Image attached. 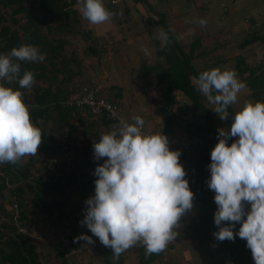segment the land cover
<instances>
[{
    "label": "clouds",
    "instance_id": "obj_1",
    "mask_svg": "<svg viewBox=\"0 0 264 264\" xmlns=\"http://www.w3.org/2000/svg\"><path fill=\"white\" fill-rule=\"evenodd\" d=\"M77 6L93 25L114 15L103 0H77ZM45 59L38 47L21 44L0 54V80H18L21 89H30L36 82L34 73L25 70L21 76L18 61ZM195 82L197 90L216 105L213 111L221 121L229 120L228 108L246 88L236 71L227 68L203 71ZM144 125L140 116H134L131 123L122 120L92 146L95 161L106 159L95 168V195L85 201L80 223L112 249L115 259L140 242L146 255L159 254L179 235L181 217L193 208L194 194L179 162L181 152L171 151L168 137L161 132L145 133ZM217 131L206 181L217 206L214 224L218 231L213 236L220 242H234L237 236L246 240L254 264H264V103L245 101L231 118L229 130ZM232 138L236 139L229 146ZM41 144V129L32 123L23 93L0 84V164H17L34 156ZM245 202L250 211H245ZM237 224L239 230L234 232ZM80 240L94 243L88 235L74 242Z\"/></svg>",
    "mask_w": 264,
    "mask_h": 264
},
{
    "label": "trees",
    "instance_id": "obj_2",
    "mask_svg": "<svg viewBox=\"0 0 264 264\" xmlns=\"http://www.w3.org/2000/svg\"><path fill=\"white\" fill-rule=\"evenodd\" d=\"M76 1L0 0V51L8 54L13 48H17L21 44H31L38 47L40 53L46 56L43 62L18 61L21 67V76L25 70H29L34 73L35 80L46 84L45 87L34 86L30 95L23 93V101L29 106L30 119L36 127L41 129L42 144L34 156H27L17 164H0V220L2 221L0 225V264H43L37 258L35 245L26 234L18 232L19 229L15 222L22 224L23 221H27L28 213H30L27 210L28 202H32L34 210L35 208L41 209L40 204L46 205L43 197L48 194L51 196L63 195V187L78 191H88L93 188L95 193L94 182L97 178L93 175V171L98 164H103L104 159H106H101V162L94 160L91 143L82 146L83 155L75 153L70 163L52 164L48 167L47 160L51 156L45 155L50 152L55 153L62 144H66L72 150L71 145L76 140L72 132L76 129V125L72 123L74 118L77 119L80 126L86 129L83 133L84 137L88 131H91V128H94V131L89 133L91 136L89 140L96 138L98 142L101 136L98 123L96 121L85 122L84 119V117L93 119L94 117L87 115L85 111L76 106H68L66 104V101L79 90L77 86L67 87V83L78 75L75 70L77 61L74 58H66L63 55L62 51L67 41L58 36L61 33H70L75 30L73 28L76 27V24L73 23L79 21L77 15L79 19L80 17L77 9L71 7ZM133 1L147 4L146 0ZM81 34L84 39L91 40L95 38L94 35H91L90 30ZM260 40H262L260 35L251 34L250 37L242 41L240 47L245 48ZM175 48H178V54L175 58L172 57V49L166 47L163 51L157 52V54H165L163 63H156L148 67L144 66L141 67V70L143 71V76L147 72L152 71L157 74V85L161 89L160 96L163 99L165 98L166 105L169 106L173 102V95H170V90L172 89L174 92L182 93L185 98L192 102V110L196 109L201 112L199 121H191L190 115L187 114V119L182 122L183 127L189 134V140L187 141L199 140L195 149L187 153L183 152L179 157V162L186 172L185 179L189 182L190 190L194 194L193 208L187 212L189 221L185 224L186 231L189 233L188 239L194 241L200 247L203 257L208 259L205 264H254L252 253L246 247V240L237 236L234 242L228 240L220 242L213 236V233L218 231L214 224V213L217 210V206L214 202L215 193L208 188L206 183L210 178L208 165L211 163V150L207 147L213 144L215 139L214 132L220 128L221 121L216 113L209 111L207 106L210 102L197 90L196 83L191 80V77L197 79L200 74L191 65L190 56L179 49V46ZM92 50L93 52L96 51L95 49ZM175 53L176 51L173 54ZM59 59H61V65L56 68V61ZM45 61H48V63L46 64ZM257 69H261L259 75H264V63L260 67L248 68L246 72H248L249 76H253ZM164 83H166V86L162 88ZM171 83L172 85H170ZM4 84L14 90L26 89L20 88L18 80L5 81ZM167 85L170 86L167 87ZM111 101L120 110L119 102L116 100ZM165 111H163V114L167 115L163 121V131L169 134L171 140L168 139L173 141V116L171 115L172 113ZM228 112L229 117L234 116L229 108ZM54 113L58 114L57 118H53ZM95 119H100L103 126H118L120 123V121L105 116ZM39 121H42V123ZM49 121L65 124L68 132L62 143L55 145L53 135L44 131L43 123L46 124ZM203 142H205V145H203ZM232 142H234V139L229 140L230 145ZM170 150L175 151L173 148H170ZM35 162H39V164L44 165L43 168L48 169L36 179L35 185H31L26 183L24 178L28 175L30 169L33 168ZM6 191H10L11 197L17 203L18 212L17 214L15 213L16 219L13 217L15 215L13 212L10 214L7 208L3 207L4 192ZM29 193L33 194V196L29 199L25 198ZM9 205L12 206L11 203ZM59 206L54 203L47 205L49 218L53 215L52 207L61 213L57 208ZM2 216L5 219H1ZM59 219L62 221L61 218ZM1 228H4L7 232L3 233ZM6 238L9 239L6 240ZM72 245L76 248L75 244L72 243ZM100 246V242L93 245L101 262L103 264H115L114 257H112V249L105 246H102V249H98ZM138 252V264H153L163 253L161 251L159 254L146 255V249L142 243L139 244ZM116 260L120 263L122 259L119 257Z\"/></svg>",
    "mask_w": 264,
    "mask_h": 264
},
{
    "label": "crops",
    "instance_id": "obj_3",
    "mask_svg": "<svg viewBox=\"0 0 264 264\" xmlns=\"http://www.w3.org/2000/svg\"><path fill=\"white\" fill-rule=\"evenodd\" d=\"M122 1L123 0H116V1L111 0V3L117 4V2L122 3ZM146 1L147 4L144 3L140 4V3H135L133 0H131L130 4L126 5V9H125L127 13L126 19L131 21L129 22V28H132L131 31H133V33L131 34L134 35L133 27L135 26L137 29L141 28V31H143V29L146 28L145 35L148 36V37L146 36L143 37V39L147 38L145 41H143V44L146 45L145 51H143L142 49L141 50L139 49L142 46V44L139 45L138 43L140 41L139 37L142 35L143 32L141 33V31H139V34L137 33L136 37L135 35L134 37L132 35L133 38L132 43L134 46L130 50L131 55L130 54L127 55V60L128 59L130 60L131 65H132V61L133 62L137 61L139 63V59L141 57L145 58L144 60H146V62L145 61L144 63L140 62L139 67H144V66L148 67L155 65L156 63H163L165 59V54H157V52L163 51L166 47H170L173 51L172 57L175 58L178 54L177 52L178 48L175 47L179 46L180 47L179 49L183 50L186 54L190 56V63L195 67V69L199 72V74H201L203 71L211 70L214 68H220L221 70H224L225 66H228L227 69H234L236 71L238 78L246 84V88L242 90V92L238 95L237 103L229 107L230 112L233 115H235V113L243 107L245 101H252L253 103L255 102L264 103V99H262V97H264V75H259L261 73V69L260 70L257 69L255 71V75L253 76H249L248 72H246L248 68L253 69L258 66L260 67L264 63L263 61L264 57L262 58V55L264 56V0H146ZM77 7L75 9H77L78 14L80 15L81 12ZM136 18L139 19L140 26L138 25ZM200 20H205L207 22L206 25L203 26L200 25L199 23ZM85 28H87V30H90L91 32H93L92 30L95 29L97 31V34L94 36L104 37L102 38V41H104L106 44L105 47L107 52L105 51L103 55L109 56L107 54H110L109 53L111 51L110 46L113 44V42L118 40L117 38H118L119 29L114 28L113 22L110 23L105 22L102 24L94 25V28H91V24L87 22ZM105 33L107 34L106 37L104 36ZM251 34L260 35L262 39L259 41L260 43L255 42L251 45L246 46L245 48H241L240 44L242 43V41L245 38L250 37ZM129 38L127 37L126 39L130 40ZM122 40L123 38L120 39L119 41L122 42ZM148 42H151V46L154 50V56L152 54L153 52L150 49L151 46L147 45ZM122 44L124 43L122 42ZM96 50L98 51L99 54H101L100 49H96ZM174 51H176L175 54H173ZM256 56L258 58H255ZM160 59H162L163 61H160ZM109 62L113 66H115L114 65L115 61L112 57L111 60H109ZM146 63H149V65H147ZM117 65H116V70L118 71ZM141 71H142L141 69L134 70L133 74H136L137 72L141 73ZM77 74L78 75L76 76L79 77V73ZM106 76L108 75L106 74ZM152 76H155V78H157V74L152 71L149 73L147 72V74L143 76L145 77L143 79L144 80L150 79L152 78ZM104 80H105V76L102 79V82L98 80V81H94L92 84L89 85L93 87L98 86L101 91L100 94L102 95V92L103 93L105 92L106 89L105 86L107 84V83L105 84ZM191 80L193 82L196 81L194 77H191ZM75 82L77 81L74 82L69 81L67 83V87H75ZM101 84H103V87ZM78 88L80 90V88L82 89L83 87H78ZM116 89H118V86ZM104 94L105 95L108 94V96H112V98L108 97L109 100H113V99L116 101L119 100L118 97L120 95L118 92L117 93L105 92ZM155 94H158V90L156 91ZM124 97L125 96H121L122 101L124 100ZM122 101L120 100V102ZM119 117H120V121L123 120L129 123H131L132 121L131 116L127 119L125 118V116L122 115L121 107H120ZM196 117H197V113L190 115L191 121L194 122L199 121L196 120ZM231 118L232 117L230 116L229 120L227 121L220 120L221 124L219 127L224 128L225 131H228L231 126V121H230ZM76 125L80 126L78 122ZM176 126L177 125H174V130ZM174 137L178 143H181L183 140L186 141V143L189 142L187 141L189 140L188 139L189 134L188 136H183V133L179 132V130L174 131ZM214 137L215 139L213 144L207 147L211 151L218 143L217 129L214 132ZM232 139L235 140L236 138H232ZM190 141H195L196 143L199 142L198 139L190 140ZM204 143L205 142H203V145H205ZM228 144L230 145L229 141ZM195 147L196 144L194 143V146H190L187 150H185L186 153L192 151L193 149H195ZM72 191L73 190H70V192ZM66 199L69 200L67 196ZM43 200L46 203V205H42L39 211L48 213L47 205H52V203L50 202L48 203L47 201H45V199ZM9 204L10 203H7V206H3V207L7 208L8 211H11V207ZM52 209L54 210V207H52ZM245 211L246 212L250 211V205L247 204L246 202H245ZM49 216L50 215L48 213L47 218H49ZM13 217L14 219H16V214ZM2 218H4V216H2L1 219ZM64 218L65 217H63L62 219V221L64 222L61 221V224L64 226L65 229H67L70 223V222L68 223L67 220H69L70 218H67L66 220H64ZM182 219H185L186 223H188L189 215L187 214V212L181 217L180 220ZM79 221L80 220L78 221L76 220V228L80 226ZM184 222L181 221V224L183 223L184 226L177 230L179 232V235L176 237L175 240H183V242L187 244L188 248L185 247L183 253L187 255L188 262L191 261L192 263L193 261L194 264H201L205 261L204 260L205 257H200V254H198L199 251L197 249V245L193 243V241L188 239L189 233L186 231V227H185L186 223ZM1 223L2 221L0 220V225ZM38 223L39 221H37V217L34 219V214L31 213H28V219L25 225L20 224V222L19 223L15 222L16 226L19 229L18 232L22 234H26L35 245V253L37 255L38 260L43 264H53L49 261H45L44 256L50 255L49 253H54V256L58 257L57 251L61 250L59 244L60 239L57 240L58 242L56 243L54 248L50 247V245L43 246V244L41 245V243L36 242L32 235L33 231L31 230L37 232L36 224ZM239 227L240 225L237 224L234 229V232H238ZM76 228L72 227L69 230H67L68 232L66 235L69 236V234H72L70 240L77 247L78 244H76L74 240L78 234L81 236L82 233H80ZM1 230L3 231V233L7 232L4 228H1ZM85 234L91 236L88 234V231L85 232ZM41 237L43 239V234ZM8 239L9 238H6V240ZM50 240L52 243V239ZM81 241L84 243L86 242L83 240ZM98 242H100L99 239L95 240L94 243H98ZM94 243L92 244L93 253H94L93 255L94 256L96 255L97 260H100L99 255L94 250L93 247ZM140 243L137 244L139 245ZM81 246L82 245H80L79 247ZM170 247L172 248V245H169V249H171ZM175 249L174 252H177V249L176 250ZM132 250L134 249L130 247L125 252L127 253V251H130L132 254ZM134 254L135 252L133 251V255ZM60 256L61 257L58 261V264L71 263L68 259H66L64 255L63 256L60 255ZM174 256L175 254L173 253L172 254L173 259L180 258L178 253H177L178 257H174ZM160 257H162V255ZM93 260L95 259L93 258ZM100 261L98 262L99 264ZM184 264L187 263L184 262Z\"/></svg>",
    "mask_w": 264,
    "mask_h": 264
},
{
    "label": "rangeland",
    "instance_id": "obj_4",
    "mask_svg": "<svg viewBox=\"0 0 264 264\" xmlns=\"http://www.w3.org/2000/svg\"><path fill=\"white\" fill-rule=\"evenodd\" d=\"M114 1H116V0H114ZM130 2H131V0H127V1L123 0L122 3L117 2V4H112L111 0H103L104 7L108 11H110L114 14L112 16V18L107 22L108 23L113 22L114 28L119 29L118 38H117L118 40L113 42V44L110 46V48H111V51L109 52L110 54H107L110 56V58H109V56L103 55V53L105 51L107 52L106 47H105L106 44L104 41H102V38H104L103 36H101V37L99 36L100 38L97 36H94L95 38L91 39V40L84 39L82 37L81 33L88 31L87 28H85L86 23L88 21H86L82 17V14L79 15L80 19L78 18V15H77V19L79 21L73 23V24H76V27L73 28L75 30H73L70 33H65V34L61 33L58 36V37L61 36V38H63L64 40L67 41V43L64 46V49L62 51L63 55L66 58H70V59L74 58L77 61V67H75V70L77 71V73H79V77H77V76L73 77V79L71 81H73V82L77 81V82H75V87L77 86V87H87L88 88L90 86L89 84H92L94 81L100 80L102 82V79L105 76L104 82H105V84L107 83L105 86L106 89L104 88L105 92H113V93L118 92L119 93L120 96L118 97L119 100H117V102H119V104L121 106L122 115L125 116V118H127V119L130 116L132 118L134 116H140L142 119H144V121H145L144 127L145 128H143V129H144L145 133L155 134V133L161 132L163 135L167 136L170 139V137H169L170 135L163 131L164 130L163 121L167 115V114H163V111L167 110L168 112L172 113L171 115L173 116V131L179 130V132L183 133V136H188V131L186 129H184L182 122L187 119V114L192 115L194 113H197L196 120H199L201 117V112L199 110H196V109L192 110V102L189 99L185 98L182 93L174 92V91H172V89L170 90L171 91L170 95H173V97H172L173 102H171L172 104L170 103L169 106L166 105L165 104V101H166L165 98L163 99L159 95L161 93V89L157 85L158 80H157V78H155V76H152V78H150V79L144 80L143 78H145V77H143V74H142L143 71L141 73L137 72L136 74H133L134 70L141 69V67H139V63L140 62L144 63V61L146 62V60H144L145 58L141 57L139 59V63L137 61L136 62L132 61V65L130 64V60L129 59L127 60V55L130 54V50L134 46L132 43V41H133L132 35L133 34H131V33H133V31H131L132 28H129V22H131V21L126 19L127 13L125 10L126 5L130 4ZM76 7H77V1L74 5H72L71 8L75 9ZM77 8H79V7H77ZM17 17H20V16H17ZM136 20H137V23L139 25V23H140L139 19L136 18ZM87 27H89V26H87ZM91 28H94L93 24H91ZM133 28H134V35L136 37L137 33L139 34V31H141V28L137 29L135 26ZM145 29L146 28H144L143 31H141V33L142 32L143 33L139 37L140 41L138 42L139 45L142 44V46L139 49L140 50L142 49L143 51H145V47H146V45L143 44V41H145L147 39V38L143 39V37L146 36L145 35ZM92 31L93 32H91L92 33L91 35L97 34V31L95 29ZM134 35H133V37H134ZM104 36L106 37L107 34L105 33ZM127 37L128 38L131 37V38H129L130 40L126 39ZM146 37H148V36H146ZM122 38H123L122 42L124 44H122V42L119 41ZM107 42H109V41H107ZM258 43H260V42H258ZM147 45L151 46V42H148ZM92 49H95V50L100 49L101 54H99L97 50L95 52H93ZM150 49L153 52L152 54L154 56V50H153L152 46ZM0 54H4V53H2L0 51ZM111 57L115 61V64H114L115 66H113L109 62V60H111ZM263 57L264 56L262 55V58ZM255 58H258V57L256 56ZM160 61H163V60L160 59ZM263 61H264V58H263ZM45 62H46V64L48 63V61H45ZM146 64L149 65V63H146ZM60 65H61V59L56 61V68H59ZM116 65H117L118 71L116 70ZM227 67L228 66H225L224 68H227ZM165 69H166V67H165ZM165 69H164V71H165ZM131 71H132V73H131ZM103 74H104V76H103ZM106 74L108 76H106ZM158 76H159V73H158ZM59 77H61V76H59ZM109 78H111V79H109ZM35 81H36L35 84L30 89H25V90L19 89V90L22 93H26V95H30V94H32L34 86H37V87H45L46 86V84L43 83L42 81H39V80H35ZM4 82H5L4 80H0V84H3L5 87L10 88V86L4 84ZM101 85L103 87V84H101ZM170 85H172V83ZM170 85H167V87ZM117 86H118V89H116ZM165 86H166V83H164L162 88H164ZM157 90H158V94H155ZM104 93L102 92V96L107 97V98L108 97L112 98V96H108V94L105 95ZM121 96H125L123 101L121 99ZM262 99H264V97H262ZM120 100L122 102H120ZM213 105L214 104L209 103V105L207 106L211 113H215L213 110L216 107V105H214V108H213ZM119 115H120V112H119ZM57 117H58V114L54 113L53 118H57ZM84 119H85V122L96 121L98 123L97 125H99V127H100V130H99L100 135L105 134V133L113 130V126H103L101 124L100 119H95V118L93 119L91 117H84ZM230 121H231V119H230ZM39 122L42 123V121H39ZM72 123L76 125L77 119L76 118L72 119ZM174 125H177L175 127V130H174ZM43 129L47 134L50 133L53 135V142L55 143V145L62 143L65 140V137H66L67 132H68V130L65 127V124L61 123V122L52 123L51 121H49L46 124L43 123ZM85 130L86 129L83 126L76 125V129H74L72 131L74 137L77 138L76 140L73 141V144L71 145L72 153H73L72 156H74L75 153H77L78 155H83L82 154L83 153L82 146H84L87 143H91L93 146V143L97 142L96 138L89 140V138L91 137L89 135V133L93 132L94 128L93 129L91 128L90 129L91 131H88L84 137L83 133ZM170 140H169V142H171V143H169V147L175 149L176 151H180L181 153L186 152L185 150H187L190 146H194V143L196 144L195 141H191L189 143V145H187V147L185 148L182 145L177 144L175 137H174L173 141H170ZM193 140H195V139H193ZM185 142L186 141L183 140L181 143H185ZM99 162H101V161H99ZM43 167H44V165L39 164V162H35L33 168L30 169V172L24 178V181L28 184L35 185L36 179L39 176H41V174L44 172L45 168H43ZM94 171H93V173H94ZM9 189H13V188H9ZM4 193H5V199L3 202V204H4L3 206H7V203L9 201H11L10 203L12 204V206H10L11 211H9V213L12 214V212H13L15 214V212H16V214H17L18 208L17 209L13 208V206L17 205V203L14 201V198L11 197L10 191H6ZM94 195H95V193L93 192V188L89 189L88 191L73 190L72 192H70L69 188L63 187V195L57 194L56 196H51L50 194H48V195L44 196L43 199H45V201H47L48 203L50 202V203L60 205L57 208L61 211V213H59L56 210V208H54V210L52 209L53 215H51L50 218H47L48 213H45L43 211H39L38 208H35V210H34L32 202H28L27 210L31 214H34V219L37 217V221H39V223L36 224V229H37V232H39V233H37L34 230H31V231H33L32 235H33L35 241L38 243H41V245L43 244V246L50 245V247L54 248L56 243L58 242L57 241L58 239H61L62 237H68L70 239L72 234H69L70 237L67 236L66 235L68 232L67 230H69L72 227L76 228V220L82 221L84 219V211L86 209L85 201ZM32 196H33V194L29 193L25 196V198L29 199ZM66 196L69 200L66 199ZM41 206H42V204H40V207ZM32 211H33V213H32ZM62 217H65L64 220H66L67 218H70L69 220H67L68 223L70 222L67 229H65L64 226L61 224V220L59 218L63 219ZM80 221H79L80 226H78L76 229L80 233H82V235H86L85 232L88 231V234L91 235L93 241L97 240L98 238L95 236L93 237V235L90 234L91 232L87 229L86 226H81ZM181 221L184 222L185 219H182L179 221V223L181 225L180 228H182L184 226L183 223L181 224ZM62 222H64V221H62ZM23 223H26V221H23L22 224ZM184 223H186V221ZM42 234H43V239L41 237ZM78 236H80V235L78 234L76 237H78ZM50 239H52V243H51ZM172 241L173 242H169L167 244L166 248L164 249L163 254H161L163 259H162V257H160L161 256L160 255L159 258L153 262V264H182V263L184 264V262H186L187 264L188 263L194 264L193 261H192V263H191V261L188 262L187 261L188 260L187 255L183 253L185 247H187V244H185L183 242V240H175L174 239ZM46 242H48V243H46ZM193 243H195V242L193 241ZM76 244H78V246L76 248L74 247L75 251H76L75 255L66 257V259H68L71 262L70 264H99L98 262L100 260H97L96 255L95 256L93 255L94 253H93L92 244L87 245V242L84 243L81 240L77 241ZM80 245H82V246L79 247ZM169 245H172V248L170 247L171 249H169ZM102 246L103 245L101 244V246L98 249H102ZM138 247H139L138 244H136L132 247L134 249V250H132V254L130 251H127V253L123 252L120 255V259H122L120 263L115 258H113L115 264H138V254H139ZM175 248L177 249V252H174ZM197 249L201 253L200 247L197 246ZM133 251L135 252L134 255H133ZM199 252H198V254H200ZM173 253L175 254L174 257H178L177 256V253H178L180 258L173 259V257H172ZM49 254L50 255L44 256V260L49 261L53 264L54 263L58 264V261L61 257L60 255H64L62 250L57 251L58 257L54 256V253H49ZM112 257H113V255H112ZM200 257H203L202 253L200 254ZM93 258L95 260H93ZM181 259H182V261H181ZM204 260L205 261L201 264H205L208 262V259L206 257ZM100 264H103V263L100 261Z\"/></svg>",
    "mask_w": 264,
    "mask_h": 264
},
{
    "label": "built area",
    "instance_id": "obj_5",
    "mask_svg": "<svg viewBox=\"0 0 264 264\" xmlns=\"http://www.w3.org/2000/svg\"><path fill=\"white\" fill-rule=\"evenodd\" d=\"M100 89L98 86L96 87H83L78 90V92L74 93L67 101L66 104L68 106H76L81 110L85 111L87 115L92 116L94 118L97 117H107L116 121H120L119 117V107L113 103L108 98L102 96L100 94ZM144 131V129H143ZM171 143V142H169ZM189 143V142H188ZM188 143H178V145H182L183 147H187ZM60 147V146H59ZM72 151L68 148L66 144H62L59 149L55 153H49L45 155H50L47 161L48 167L52 164H63L66 162H71ZM48 168L44 169V172L47 171ZM14 209L17 208L16 205L13 206ZM24 232V231H22ZM60 249L63 251L65 257H69L75 255L76 251L72 245L71 240L68 237H62L59 240Z\"/></svg>",
    "mask_w": 264,
    "mask_h": 264
}]
</instances>
